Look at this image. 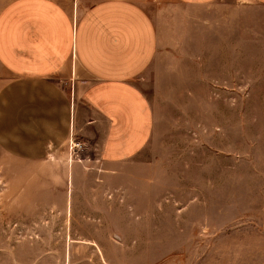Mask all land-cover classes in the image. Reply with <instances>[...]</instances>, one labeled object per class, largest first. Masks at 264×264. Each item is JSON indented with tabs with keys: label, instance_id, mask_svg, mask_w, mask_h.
I'll use <instances>...</instances> for the list:
<instances>
[{
	"label": "crops",
	"instance_id": "crops-1",
	"mask_svg": "<svg viewBox=\"0 0 264 264\" xmlns=\"http://www.w3.org/2000/svg\"><path fill=\"white\" fill-rule=\"evenodd\" d=\"M161 2L153 17L148 0H0V151L40 164L74 135L98 141L95 166L76 162L52 172L64 175L72 213L65 217L68 253L73 246L92 256L112 253L105 215L116 207L122 209L113 252L151 250L146 236H128L139 228L132 224L152 214L136 213L147 199L144 174L131 165L154 126L136 80L152 85L160 78L168 87L178 69L171 71L170 62L182 60L188 46L208 54L198 61L214 63L231 62L234 49L245 56L250 43L264 46V0Z\"/></svg>",
	"mask_w": 264,
	"mask_h": 264
},
{
	"label": "rangeland",
	"instance_id": "rangeland-1",
	"mask_svg": "<svg viewBox=\"0 0 264 264\" xmlns=\"http://www.w3.org/2000/svg\"><path fill=\"white\" fill-rule=\"evenodd\" d=\"M161 1L148 0L153 17ZM235 51L231 62H200L208 54L188 46L170 62L178 69L168 87L160 78L136 80L154 114L150 141L131 165L144 174L147 199L136 213L152 214L128 236H146L150 252H113L116 207L105 215L112 253L92 256L74 246L68 253L65 217L72 213L64 175L52 172L76 162L95 166L99 152L98 141L74 135L40 164L0 151V264H96L101 257L106 264H264V62L256 61L264 46L250 43L245 56Z\"/></svg>",
	"mask_w": 264,
	"mask_h": 264
}]
</instances>
